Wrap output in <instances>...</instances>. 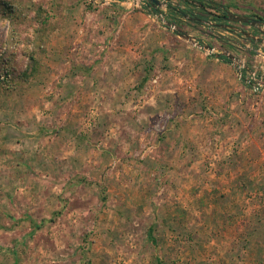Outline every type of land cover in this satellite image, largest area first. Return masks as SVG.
<instances>
[{"label": "rangeland", "instance_id": "374dc122", "mask_svg": "<svg viewBox=\"0 0 264 264\" xmlns=\"http://www.w3.org/2000/svg\"><path fill=\"white\" fill-rule=\"evenodd\" d=\"M92 1L0 0V264H264V93Z\"/></svg>", "mask_w": 264, "mask_h": 264}, {"label": "water", "instance_id": "95a60500", "mask_svg": "<svg viewBox=\"0 0 264 264\" xmlns=\"http://www.w3.org/2000/svg\"><path fill=\"white\" fill-rule=\"evenodd\" d=\"M209 1L210 4L212 5L215 4L213 0H209ZM146 3L148 4L149 7H151L150 8L151 10L159 11L158 14L156 15V18L159 19V21L163 24L165 28L170 29L172 32L176 33L178 37H180L182 40H184L191 46L202 50L210 57H214L216 59L223 60V57H225L227 61L233 65V67L235 68V70L237 71L240 77H242V71L240 69L250 70L248 64L245 63V60L237 57L236 54H234L230 50L220 46H213L210 43L197 39L191 34L183 31L174 21L168 19L166 17V14L160 12V8L162 9L168 8L167 2L165 1L162 2L160 0H146ZM216 4H215V8L222 13V16L220 17L221 20L223 21L222 23H214L213 21H207V19L199 18L197 16L193 18L192 15L188 13H183V16L187 19H194L199 21L200 25H205L206 23L211 25L212 31L217 30V28L223 29L225 31L231 29L236 35L239 34L243 37V39L245 40L244 43L246 45L240 42L237 43L235 42V40L229 38L227 39V41L231 42L232 44H236V45L238 44L240 50L243 52H247V53L254 52L256 50L257 43L260 46H264V29L262 28V26H264V21L247 14L236 13L231 9L227 8L224 4H218V5ZM175 10L177 12H180V11H184L185 9L179 8ZM206 13H210V12L206 10ZM249 28H252V31L257 32L258 34L252 32L251 30L248 31L247 29ZM217 37L218 36H216L215 39H218ZM262 53L264 55L263 51ZM245 82L247 83L248 81L245 80Z\"/></svg>", "mask_w": 264, "mask_h": 264}, {"label": "built area", "instance_id": "2783aa9c", "mask_svg": "<svg viewBox=\"0 0 264 264\" xmlns=\"http://www.w3.org/2000/svg\"><path fill=\"white\" fill-rule=\"evenodd\" d=\"M90 1H92V0H90ZM114 1H118V0H114ZM160 1L167 2V4H168L167 9L190 8L193 11L198 10V6H195L196 4L194 1H190V3L189 2L185 3L182 0H160ZM141 5H142V7L148 8L149 10L151 8L146 3V0H142ZM227 8H229L233 11L232 7H227ZM164 10H166V9H164ZM218 11L219 10H217V12ZM237 11H239V10H237ZM213 12H215V11H213ZM239 12H236V13H239ZM241 14H246V13L241 12ZM207 21H212V20L207 18ZM200 27H202L204 35L209 40L215 39L216 36L219 35L218 29L215 31H212V29H211L212 26L207 24V23L205 25H200ZM202 39H204V37ZM244 42L240 41V43H242V44H245ZM237 43H239V42H237ZM233 46H238V44L237 45L234 44ZM236 48L240 49L239 46ZM262 51L264 52V46H258V47H256V50L254 52L249 53V55H251V57H252V60L248 64L250 70L244 69V71L247 72V75L245 74V76H244L245 77L244 80H247L248 81L247 83L249 84L248 87L253 89V91H256V92L257 91H259V92L264 91V55H263ZM4 74H5L6 78H8L10 76V74L8 73L7 70L4 71ZM242 74H243V72H242ZM3 76L4 75L1 76V79L4 78Z\"/></svg>", "mask_w": 264, "mask_h": 264}, {"label": "flooded vegetation", "instance_id": "af4514ba", "mask_svg": "<svg viewBox=\"0 0 264 264\" xmlns=\"http://www.w3.org/2000/svg\"><path fill=\"white\" fill-rule=\"evenodd\" d=\"M195 2V6H198V10L197 11H193L191 10L190 8H186L184 11H180V12H177L175 9H168V13H166V17H170L171 19H173V21H175L176 24H180V23H190V22H193V23H200L199 21L197 20H194V19H187L183 16V13H188L190 15H192V17L194 18L195 16H198V15H202L204 16L203 19H211L214 23H222L223 21L221 20V16H222V13L220 11L217 12L216 8L212 7V6H206V7H202L196 0H194ZM206 10H208L210 13H206ZM189 11V12H188ZM215 11V12H213ZM157 12H159L158 10L157 11H153L152 13L156 14ZM162 13V11H160ZM217 12V13H216ZM244 13V12H243ZM216 14V15H215ZM215 15V16H214ZM254 17V16H252ZM168 18V19H170ZM199 18H202V17H199ZM238 25V24H237ZM219 29V28H217ZM228 33H227V32ZM224 31L223 29H220L219 31V35H218V39H222V41H219L218 43L220 45H224L225 47L229 46L231 47L234 51H239L240 53H243V51H241L240 49H237L236 47L238 46H233L234 44H232L231 42L227 41V39H232V40H235V42H244L245 40L243 39V37L239 34H235L231 29L229 30H226ZM252 31V29H251ZM237 36V37H236ZM217 40V39H216ZM225 40V41H224ZM222 43V44H221ZM253 44V43H252ZM258 46H260L258 44ZM257 47V46H256ZM230 49V48H229ZM232 52V51H231ZM245 57L249 58V60L252 59L251 55H249V53H243ZM242 72L244 73V69L242 70Z\"/></svg>", "mask_w": 264, "mask_h": 264}, {"label": "trees", "instance_id": "16d2710c", "mask_svg": "<svg viewBox=\"0 0 264 264\" xmlns=\"http://www.w3.org/2000/svg\"><path fill=\"white\" fill-rule=\"evenodd\" d=\"M183 2H189L190 3V1H194V0H182ZM202 7H206V6H212L213 8L215 7V4L216 5H218V4H220V3H218V2H215L214 0V2H215V4L214 5H212V4H210V1L209 0H196ZM220 2H223V1H220ZM224 3V2H223ZM4 5H5V3H4ZM225 5L227 6V7H235L237 10H239L240 12H244V13H246V14H248L249 13V10H246V11H241V7H240V5L239 4H235V3H230V2H228V3H225ZM3 7H7V5L6 6H3ZM199 9V8H198ZM7 11V10H6ZM150 11L151 12H153V10H151L150 9ZM189 12V11H188ZM251 12V11H250ZM186 13V12H185ZM249 15H251V16H254V17H256V18H258V19H260V20H264V18H262L260 15H257V14H251V13H249ZM197 17H202V18H204V16H202V15H198ZM225 41V40H224ZM223 60L224 61H226V62H228L227 61V59L225 58V57H223ZM1 71V70H0ZM26 77H27V75H25ZM245 74L243 73L242 74V81L243 82H245ZM3 83H4V81H3ZM245 85L246 86H249V84L248 83H246L245 82ZM151 231H152V229H151V227H149V230H148V235L150 236V237H152V233H151Z\"/></svg>", "mask_w": 264, "mask_h": 264}, {"label": "crops", "instance_id": "0c3cea01", "mask_svg": "<svg viewBox=\"0 0 264 264\" xmlns=\"http://www.w3.org/2000/svg\"><path fill=\"white\" fill-rule=\"evenodd\" d=\"M214 1H215V2H218V3H220V4H224V5H225V3L220 2V1H218V0H217V1L214 0ZM225 6H226V5H225ZM226 7H227V6H226ZM232 9H233L234 12H239V11L236 10L235 7H234V8L232 7ZM239 13H241V12H239ZM247 15H249V13H248ZM250 16H251V15H250ZM262 21H264V20H262ZM262 28L264 29V26H262ZM251 29H252V28H249V29H247V30L250 31ZM252 32L256 33L255 31H252ZM256 34H257V33H256ZM256 46L258 47V43L256 44ZM215 60H219V59H216V58H215ZM244 74L247 75V72L244 71ZM249 89H250V88H249ZM250 90L253 91V89H250ZM253 92H254V93H264V91H260V92H259V91H257V92H256V91H253Z\"/></svg>", "mask_w": 264, "mask_h": 264}]
</instances>
